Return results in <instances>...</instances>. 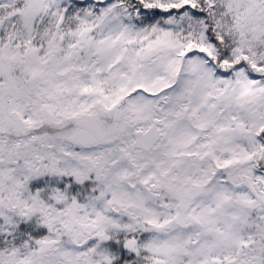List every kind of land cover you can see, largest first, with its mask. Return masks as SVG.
I'll return each mask as SVG.
<instances>
[{"label": "snow or ice", "instance_id": "obj_1", "mask_svg": "<svg viewBox=\"0 0 264 264\" xmlns=\"http://www.w3.org/2000/svg\"><path fill=\"white\" fill-rule=\"evenodd\" d=\"M0 264H264V0H0Z\"/></svg>", "mask_w": 264, "mask_h": 264}]
</instances>
